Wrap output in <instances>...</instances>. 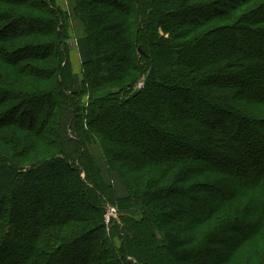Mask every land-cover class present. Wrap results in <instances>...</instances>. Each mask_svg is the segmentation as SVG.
Here are the masks:
<instances>
[{"label":"trees","instance_id":"obj_1","mask_svg":"<svg viewBox=\"0 0 264 264\" xmlns=\"http://www.w3.org/2000/svg\"><path fill=\"white\" fill-rule=\"evenodd\" d=\"M68 3L0 0V264H264V0Z\"/></svg>","mask_w":264,"mask_h":264},{"label":"rangeland","instance_id":"obj_2","mask_svg":"<svg viewBox=\"0 0 264 264\" xmlns=\"http://www.w3.org/2000/svg\"><path fill=\"white\" fill-rule=\"evenodd\" d=\"M60 2V6L61 8H64L66 10H68V7H69V3H68V0H59ZM195 2H198V1H195ZM58 3V1H57ZM59 4V3H58ZM252 7V5H249L248 7L245 8V10H247L248 8ZM231 20L229 19H215L211 22H209L208 24H206L204 26V28L202 29L205 30L209 27H214V26H217V25H221V24H224V23H227V22H230ZM81 31L79 32H72L71 34V39L69 40V48H70V57H71V61H72V67L74 69V71L76 70L78 72V70L80 71V75H75L76 77V80L73 84V86L71 85V90L72 91H78L80 88V84H81V64H82V60H81V56H80V52L78 51V47H77V42L81 36ZM144 81H145V78H141L137 85H136V89H141L143 86H144ZM86 100V98H85ZM72 130V129H71ZM70 130V134H74L72 131ZM94 145L91 146V149L92 151L99 157V153H98V144L96 142L93 143ZM96 145V146H95ZM100 167L103 169V173L104 175L107 177L108 181H110L111 183H113L114 185H116V182L117 180H121L118 176V173H114L112 174L111 171L109 170L108 168V165H106L104 163V161H101L99 163ZM136 173H130V176H133L135 175ZM120 214L121 212H119L118 208L113 206L112 204L110 203H107L106 205V213H105V222H106V225H107V230L108 232L111 234V236L113 237L115 243L117 244V246H120L121 245V237L119 235H117L115 232H114V226L116 224H120L121 223V218H120ZM122 223H121V227H122ZM254 243H258V241H253ZM253 245V244H251ZM245 246H248V245H245ZM176 264H187V262L185 261H178L176 262Z\"/></svg>","mask_w":264,"mask_h":264},{"label":"crops","instance_id":"obj_3","mask_svg":"<svg viewBox=\"0 0 264 264\" xmlns=\"http://www.w3.org/2000/svg\"><path fill=\"white\" fill-rule=\"evenodd\" d=\"M58 1V5L60 6V2ZM61 7V6H60ZM63 10H66L64 8H62ZM77 47H78V51L80 52V56H81V60L82 63L89 60L90 59V49H89V45H88V41L85 37H81L79 39H77ZM74 70V69H73ZM80 70V69H79ZM78 70V72L75 70L74 71V76L75 75H80V71Z\"/></svg>","mask_w":264,"mask_h":264},{"label":"built area","instance_id":"obj_4","mask_svg":"<svg viewBox=\"0 0 264 264\" xmlns=\"http://www.w3.org/2000/svg\"><path fill=\"white\" fill-rule=\"evenodd\" d=\"M140 89V88H139Z\"/></svg>","mask_w":264,"mask_h":264}]
</instances>
